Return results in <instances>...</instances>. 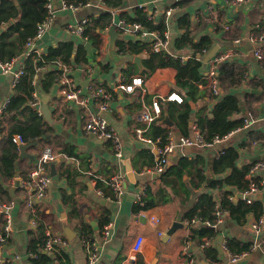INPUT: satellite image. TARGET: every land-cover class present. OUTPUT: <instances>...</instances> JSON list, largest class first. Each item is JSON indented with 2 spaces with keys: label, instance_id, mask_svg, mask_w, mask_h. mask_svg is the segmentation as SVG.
<instances>
[{
  "label": "crops",
  "instance_id": "0c3cea01",
  "mask_svg": "<svg viewBox=\"0 0 264 264\" xmlns=\"http://www.w3.org/2000/svg\"><path fill=\"white\" fill-rule=\"evenodd\" d=\"M59 3L60 0H54L55 6ZM175 4H178L177 8L168 16L166 10ZM139 7L144 9L153 23H165L170 43L168 50L160 53L165 52L173 58L181 57L183 63L190 60L191 66L185 76L197 84L200 90L207 89L210 84L209 69L212 59L206 62V57L211 49L219 45L217 54H232L229 60L230 70L235 75L237 66L240 67L245 72L246 80L238 86H227L231 77H228L225 83L220 77L219 83L224 85L223 87L221 84V93H225L226 87V91L237 95L241 103L239 115L247 117L251 114L253 124L248 129H241L230 135L224 145L219 147H178L170 157L169 166L181 156L194 158L201 155L204 161L205 183L194 187L191 176L186 173L183 179L188 192L181 188L179 183L167 186L165 202L145 211H135L138 203L136 195L145 185L146 192L149 190L156 197L165 185L161 174L149 170L154 168L158 161L153 146L138 139L135 134V129L142 126L139 115L143 104L151 102L154 97H166L171 92L185 93L178 82L179 70L176 66L167 65L157 66L148 73L146 62L152 52L148 49L141 50L140 41H145L129 29L119 32L116 26L115 32L118 36L114 37V49L111 47L114 34V31L111 32V26L100 32L99 42L76 33L71 26L86 17L91 20L93 16L99 15L105 9L102 0H89L77 10H59L50 24L49 38L38 43V46L42 51H46L50 45L72 41L75 52L82 44L85 46L87 61L75 66L71 74L83 85L95 82L112 91L111 110L105 112L104 117L121 137L122 157L116 156L110 141L100 140L85 130L87 109L69 102H60L57 99V84L49 92L43 90L41 79L47 69L38 72L33 80L36 85L35 92L38 93L42 104L46 98L53 120L44 117L52 126V130L48 132V139L44 142H27L33 144L27 148V155L20 156L17 161L16 171L18 170L19 174L16 172L15 180L12 181V198L9 200L15 201L12 209V230L3 253L8 257L20 255L19 264H33L30 261L31 240H42L46 232L50 231L68 241L65 246L68 255L66 264H89L88 242L95 245L99 253L97 261L93 264H264V223L259 230L252 228V223L256 221L252 215L244 225H239L228 215H224L223 223L219 227L220 236L211 244L217 247L219 261H214L207 254L208 249L203 247L202 243L187 239L190 228L199 227L202 222H189L185 216V211L199 201L201 194L211 193L209 185L218 177L213 172V162L219 156L221 147L233 146L242 150L240 163L264 161V57L259 59L255 55L259 47L264 51V44L255 41L264 35V0H246L242 4H236L235 0H125L122 7L112 12L114 24L118 25L122 12L135 16ZM184 17L189 20L191 35L195 40L205 35H209L212 40L210 49L201 54L199 64L193 62V48L175 46L186 30L181 23ZM5 27L4 24L1 26L0 33ZM118 39L126 41L127 51L119 50L116 46ZM87 43L90 44L89 47ZM112 50L117 55L115 59L111 56ZM138 57L139 63L136 61ZM133 75L144 77L142 87L136 88L132 93L116 91L115 84ZM13 90L10 76L3 74L0 69V152L3 138L8 136L15 123L20 124L19 118H6L1 121L3 109ZM190 103L193 110L188 123V135H192L197 117L203 111L207 116H213L214 106L212 101L205 103L200 99L190 100ZM161 105V117L156 121L159 120L158 123L167 126L172 132V137L178 140L184 133V129L179 128L177 122L182 108L170 100H162ZM249 131H254L259 136L252 137ZM45 145L54 147L59 156L48 167L52 181L47 195L30 206L27 204L26 191L20 184L36 166L37 157ZM2 171L3 165L0 163V172ZM131 173L133 177L130 176ZM116 174L124 176L125 193L118 199L110 196L107 184ZM260 175L264 177V171ZM253 197L254 201L261 200L264 204V189ZM151 215L159 216L161 223L151 224ZM1 221H5L2 214L0 225ZM108 224L111 228L110 234L106 236L103 230ZM3 230L2 225L0 232ZM139 234L145 237L143 254L134 258L133 244ZM230 237L238 238L242 243H252L249 253L237 262L231 259L233 253L223 247ZM219 244L221 250L218 248ZM38 246L51 257H56L63 249L57 246L54 251H46L40 243Z\"/></svg>",
  "mask_w": 264,
  "mask_h": 264
},
{
  "label": "trees",
  "instance_id": "16d2710c",
  "mask_svg": "<svg viewBox=\"0 0 264 264\" xmlns=\"http://www.w3.org/2000/svg\"><path fill=\"white\" fill-rule=\"evenodd\" d=\"M65 1L68 4L85 5L89 0ZM47 2L48 0H0V28L3 24L6 26L0 33V56L2 61H7L23 54L28 40L35 36L38 24L43 21L47 14ZM124 2L125 0H102L105 9L99 15L93 16L91 20L89 19L83 35L99 42L100 32L114 25L112 12L122 7ZM177 5L175 4V6ZM120 18L128 23H141L151 31L166 35L165 23L161 22L157 25L150 21L142 7L136 9L135 16L122 12ZM181 23L186 27V30L183 36L178 39L175 46L177 48L181 46L193 48L195 54L193 62L199 64V58L203 49H210L212 40L209 35L195 40L191 35L189 20L184 17ZM117 29L119 32L125 30L120 26H117ZM140 43L141 50L148 48L147 42L144 43L141 40ZM116 46L120 51L125 52L128 50V45L123 39H118ZM74 50L75 47L72 41L59 42L48 46L47 50H43L42 53L30 54L23 61L24 72L16 85H14L12 96L6 102L1 116V121L6 118H19L20 124L15 123L8 136L3 138L0 152V163L3 165V171L0 172V203L9 201L12 198L10 196V188L12 181L15 180L17 161L21 154L20 147L12 141V136L20 133L25 136L27 142L32 140L44 142L48 139V132L52 130V126L45 119L44 115L39 114L38 110L32 105L33 94L36 90L33 80L37 73V68L40 66L46 67L47 71L43 74L41 84L43 90L49 92L63 75L64 65L74 69L75 66L87 61V49L83 44L76 52ZM148 62H146V66L149 69L148 73L153 71L157 66L167 65L176 66L179 70L178 82L180 88L184 89L185 93H179L183 97L182 103L176 101L174 103L182 108L177 122H179L178 127L184 129L183 135H188V123L192 117L193 109L190 100L197 101L200 99L205 103L211 101L214 103L212 117L207 116L204 111L197 117L196 125L201 129L205 139L211 140L215 136H225L231 131L242 127L245 117L239 115L241 110L239 97L234 93L226 91V87L224 88L225 93H220L219 95H215L210 87L200 90L197 84L191 81L188 76H185L186 71L191 66L190 60L183 63L181 57L173 58V56L166 55L165 52H152L150 53ZM59 64H63V66L61 67ZM229 66L231 67L229 60L220 66L218 79L221 77L225 83L226 79L231 77L228 80L227 86H238L246 80L244 70L237 66L235 75H233ZM160 101L162 104V100ZM158 121L151 124L146 134L152 140L164 144L171 130L164 124L158 123ZM249 134L252 137L257 135L254 131H249ZM241 154L242 150L233 146L223 147L219 150V156L213 162V172L218 177L213 179L209 185L212 190L211 193L206 192L201 194L199 201L185 211V216H187L189 222H202L199 227L192 226L190 228L188 240L197 241L199 244L203 243L204 238H210L212 241H215L220 236L221 231L219 228L211 227L205 221L215 222L218 210L228 215L239 225L246 224L250 215L256 220L264 217V204L261 200H253V203L249 204L242 198L230 199L231 196H237L240 191H245L249 188L250 180L247 179V175L251 166L257 162L255 160L248 163H240ZM193 167L194 170H192ZM186 173L191 176L194 187H199L205 183L206 175L201 155H196L194 158L181 156L172 165L167 166L166 170L161 174V180L165 185L157 193V197L148 190L136 204L135 211H145L165 202L167 200L165 195L167 186H175V184L179 183L180 187L188 192L189 189L183 179ZM108 191H110V196L114 198V193L110 186L108 187ZM4 224L5 221H1L0 229H2V225L4 226ZM43 238L39 241L31 240L30 261L33 264H66L68 255L65 247H63L56 257H51L48 253L39 249V243L44 246ZM251 244L250 242L242 243L241 240L235 237H230L225 242L227 249L233 254L249 251ZM205 248L208 249L207 254L214 261H219L216 246L214 247L210 244V246Z\"/></svg>",
  "mask_w": 264,
  "mask_h": 264
},
{
  "label": "built area",
  "instance_id": "2783aa9c",
  "mask_svg": "<svg viewBox=\"0 0 264 264\" xmlns=\"http://www.w3.org/2000/svg\"><path fill=\"white\" fill-rule=\"evenodd\" d=\"M246 0H235L236 4H242ZM83 4L73 5L68 4L65 0H60L58 6L54 5V0H48L47 2V14L43 21H41L37 26V32L34 37L30 38L26 44V49L20 56H15L7 61H0L1 72L7 76H10L12 85H16L20 76L23 74V61L32 53H42V50L39 48L37 41L40 40L46 32H48L50 24L55 18L59 10H77ZM177 8L174 6L166 10V14L170 16L173 10ZM89 18L86 17L76 23V25L71 26L76 33L83 35L86 24L88 23ZM118 26L124 28V31L128 29L136 33L141 39L149 43L147 49L150 52H162L168 50L169 39L167 35H162L156 31L149 30L146 26L141 23H128L124 19L118 21ZM256 42L264 44V35L259 36L255 39ZM208 49L204 48L202 53L207 52ZM255 55L259 59L264 57V51L262 47H259L255 51ZM232 58V54L226 52L217 54L210 63L209 76L211 78L209 87L212 89L215 95L221 93V87L218 79V71L222 63ZM17 66V69L15 67ZM64 72L61 78L59 79L57 99L60 102H69L77 107H83L88 110L87 119L85 122V130L88 133L94 134L100 140L110 141L113 144L115 149L116 156L118 158L122 157L123 144L121 137L117 130L109 123V121L104 117V113L111 110V100H112V91L109 90L104 85L96 84L95 82H88L87 85H83L81 82L77 81L74 76L71 74L72 69L67 65H64ZM45 66H40L37 68V73L40 71H45ZM36 73V74H37ZM34 76V80L36 78ZM145 80L142 75H133L129 78L120 80L117 84L114 85L116 91H124L127 93H132L136 88L142 87ZM34 98L32 100V105L38 110L39 114H43L41 110L42 100L40 99L37 92L33 94ZM175 100L178 103L183 101V97L177 92H171L166 97L157 96L152 99L149 103H144L143 108L139 115V121L142 122V126H139L135 129V134L138 139L149 143L153 146L156 154L158 155V161L154 168L149 169L154 171L157 174H162L167 166H169L171 160L170 157L175 152L178 147L186 146H203V147H216L222 145L227 138L233 133L241 130L248 129L253 124L252 115H248L244 118L242 127L231 131L225 136H215L211 140L205 139L201 129L197 126H193L192 135H181L178 140H175L172 137V132H169L167 141L164 144H160L159 141L152 140L147 136L146 132L148 131L150 125L161 117L162 105L160 100ZM12 141L18 145L27 143L25 136L23 134L17 133L12 136ZM222 148V147H221ZM220 150V149H219ZM59 153L51 145H45L42 148V151L37 157V164L29 172L27 177H25L20 186L26 191L27 194V204L33 206L35 201H39L45 198L47 195L48 188L51 184L52 178L48 171L50 164L57 159ZM256 163L264 165L263 160H259ZM254 163L248 173V178L250 180V186L245 191H240L237 196H231L230 199L242 198L247 201V203L252 204L254 200V195L259 191L264 189V177H261L260 173L264 171L260 165ZM107 184L111 187L114 197L116 199L124 195V176L122 174H116L112 176ZM147 186L145 185L139 193L136 195L137 201H139L143 195L146 193ZM99 192L102 193L100 190ZM15 205V201H3L0 203V214L4 216L5 225L4 230L0 232V264H19L21 258L20 255H15L14 257H8L4 255L3 248L5 247L9 234L11 233L12 227V209ZM217 219L215 222L206 220L205 223L214 228H219L223 223L225 213L221 211L216 212ZM149 221L153 225H159L161 223V218L157 215H151ZM194 222V221H192ZM264 223V217L257 219L252 223V228L259 230ZM111 225L108 224L104 228V234L108 236L110 234ZM43 249L46 251H54L57 246L65 247L67 245V239L61 237L60 235H54L52 232L47 231L44 238ZM145 243L144 235H137L134 244V258L137 255L143 254ZM212 244L210 238H204L203 247L209 246ZM223 247L227 249L224 244ZM87 248L89 252V264H93L97 261L99 257L98 249L95 245L87 243ZM228 250V249H227ZM249 251L232 254V261H239L244 258Z\"/></svg>",
  "mask_w": 264,
  "mask_h": 264
},
{
  "label": "water",
  "instance_id": "95a60500",
  "mask_svg": "<svg viewBox=\"0 0 264 264\" xmlns=\"http://www.w3.org/2000/svg\"><path fill=\"white\" fill-rule=\"evenodd\" d=\"M115 28H116V25H115V24L111 26V32L114 31V34L112 35V42H111V45H112L111 47H112V49H114V43H115V41H114V37L118 36V34L115 32ZM48 38H49V32H46V33L44 34V36H43L40 40L37 41V44H38V43L40 44L42 41H44V40H46V39H48ZM86 45H87L88 47L90 46L89 43H87ZM171 47H173V41H172V43H171ZM219 48H220L219 45H215V46L211 49V51L208 53V55H207V57H206V62L210 61L211 59H213V58L216 56V54L219 52ZM111 56H112L114 59H115V56H117L114 50H112ZM136 61L139 63V57L136 59ZM16 69H17V66L15 67L14 70H16ZM87 83H88V82H87ZM45 100H46V98H45ZM45 100H44V102H43V104H42V106H41V110L43 111V115H44L48 120L51 121V120H53V118H52V113H51V111H50V109H49V107H48L47 101H45ZM31 144H33V143H24V144H20V145H19L20 150H21V154H20L21 157H24V156L27 155V153H26L27 148H28ZM16 172H17V174H19L18 170H17ZM130 176L133 177V173H131ZM156 176H157V175H156ZM0 178H1V176H0ZM170 233H172V232H170ZM220 239H222V237H220ZM218 248H219L220 250L222 249V248H221V244L218 245Z\"/></svg>",
  "mask_w": 264,
  "mask_h": 264
},
{
  "label": "bare ground",
  "instance_id": "6f19581e",
  "mask_svg": "<svg viewBox=\"0 0 264 264\" xmlns=\"http://www.w3.org/2000/svg\"><path fill=\"white\" fill-rule=\"evenodd\" d=\"M221 87V86H220ZM181 95V94H180ZM182 96V95H181ZM161 100H164V99H161ZM167 100V99H166ZM152 101V100H151ZM170 101H175V100H170ZM161 102V101H160ZM177 102V101H176ZM258 165H260V167H262L264 169V165L260 164V163H256Z\"/></svg>",
  "mask_w": 264,
  "mask_h": 264
},
{
  "label": "rangeland",
  "instance_id": "374dc122",
  "mask_svg": "<svg viewBox=\"0 0 264 264\" xmlns=\"http://www.w3.org/2000/svg\"><path fill=\"white\" fill-rule=\"evenodd\" d=\"M222 145H224V143ZM216 147H219V146H216Z\"/></svg>",
  "mask_w": 264,
  "mask_h": 264
},
{
  "label": "clouds",
  "instance_id": "9594fccd",
  "mask_svg": "<svg viewBox=\"0 0 264 264\" xmlns=\"http://www.w3.org/2000/svg\"><path fill=\"white\" fill-rule=\"evenodd\" d=\"M118 26V25H117Z\"/></svg>",
  "mask_w": 264,
  "mask_h": 264
}]
</instances>
